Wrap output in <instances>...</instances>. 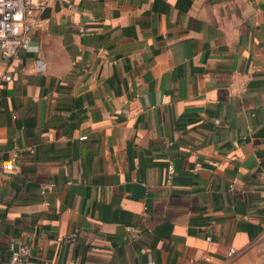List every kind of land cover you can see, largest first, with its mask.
<instances>
[{
	"label": "crops",
	"instance_id": "obj_1",
	"mask_svg": "<svg viewBox=\"0 0 264 264\" xmlns=\"http://www.w3.org/2000/svg\"><path fill=\"white\" fill-rule=\"evenodd\" d=\"M39 20L0 61V264H264V0Z\"/></svg>",
	"mask_w": 264,
	"mask_h": 264
},
{
	"label": "built area",
	"instance_id": "obj_2",
	"mask_svg": "<svg viewBox=\"0 0 264 264\" xmlns=\"http://www.w3.org/2000/svg\"><path fill=\"white\" fill-rule=\"evenodd\" d=\"M56 0H0V61H10L26 52L31 45L35 32L40 26L39 16L44 9ZM10 76V68L0 75L1 80H7ZM7 170H17L19 167L14 159L3 163ZM175 173V167L170 164L167 168V181H171ZM54 183L42 186L41 192L46 193L54 188ZM132 228V227H129ZM72 234L67 238L74 237ZM12 264H21L31 255V247L22 243L17 249L10 247ZM236 252L231 248L229 255Z\"/></svg>",
	"mask_w": 264,
	"mask_h": 264
}]
</instances>
